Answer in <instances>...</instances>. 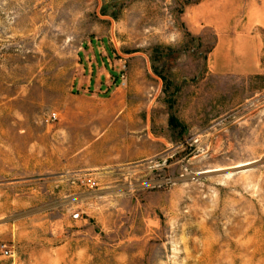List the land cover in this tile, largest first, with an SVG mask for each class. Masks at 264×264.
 <instances>
[{
  "label": "rangeland",
  "instance_id": "obj_1",
  "mask_svg": "<svg viewBox=\"0 0 264 264\" xmlns=\"http://www.w3.org/2000/svg\"><path fill=\"white\" fill-rule=\"evenodd\" d=\"M184 2L0 0V264H264V69Z\"/></svg>",
  "mask_w": 264,
  "mask_h": 264
},
{
  "label": "crops",
  "instance_id": "obj_2",
  "mask_svg": "<svg viewBox=\"0 0 264 264\" xmlns=\"http://www.w3.org/2000/svg\"><path fill=\"white\" fill-rule=\"evenodd\" d=\"M183 6L187 33L203 41L212 36L209 71L251 75L264 69V0H185ZM83 70L79 83L87 90L118 89L108 80L106 67L99 75L92 62Z\"/></svg>",
  "mask_w": 264,
  "mask_h": 264
},
{
  "label": "built area",
  "instance_id": "obj_3",
  "mask_svg": "<svg viewBox=\"0 0 264 264\" xmlns=\"http://www.w3.org/2000/svg\"><path fill=\"white\" fill-rule=\"evenodd\" d=\"M82 183H86L90 188H94L97 186V181L95 179L82 180ZM78 216L79 214L77 213L74 215V218H78ZM1 251L6 256H10L12 253L11 248L6 244L1 245Z\"/></svg>",
  "mask_w": 264,
  "mask_h": 264
},
{
  "label": "trees",
  "instance_id": "obj_4",
  "mask_svg": "<svg viewBox=\"0 0 264 264\" xmlns=\"http://www.w3.org/2000/svg\"><path fill=\"white\" fill-rule=\"evenodd\" d=\"M172 122V119H170V123Z\"/></svg>",
  "mask_w": 264,
  "mask_h": 264
}]
</instances>
